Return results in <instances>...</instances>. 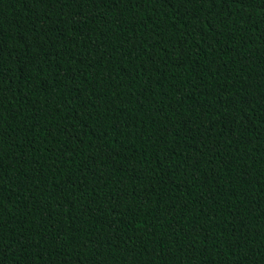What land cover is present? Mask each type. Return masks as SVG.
Listing matches in <instances>:
<instances>
[{
    "label": "trees",
    "instance_id": "1",
    "mask_svg": "<svg viewBox=\"0 0 264 264\" xmlns=\"http://www.w3.org/2000/svg\"><path fill=\"white\" fill-rule=\"evenodd\" d=\"M0 241H264V0H0ZM0 264H264V242H0Z\"/></svg>",
    "mask_w": 264,
    "mask_h": 264
}]
</instances>
